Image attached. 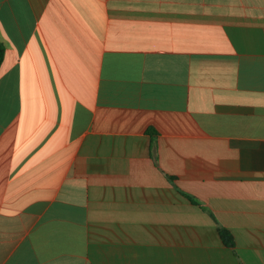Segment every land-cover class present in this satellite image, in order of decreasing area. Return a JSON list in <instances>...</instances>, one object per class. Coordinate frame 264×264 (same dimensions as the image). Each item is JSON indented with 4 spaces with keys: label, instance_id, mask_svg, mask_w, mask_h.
I'll return each mask as SVG.
<instances>
[{
    "label": "crops",
    "instance_id": "crops-1",
    "mask_svg": "<svg viewBox=\"0 0 264 264\" xmlns=\"http://www.w3.org/2000/svg\"><path fill=\"white\" fill-rule=\"evenodd\" d=\"M0 48V264H264V0H0Z\"/></svg>",
    "mask_w": 264,
    "mask_h": 264
},
{
    "label": "trees",
    "instance_id": "trees-1",
    "mask_svg": "<svg viewBox=\"0 0 264 264\" xmlns=\"http://www.w3.org/2000/svg\"><path fill=\"white\" fill-rule=\"evenodd\" d=\"M2 58H3V51L2 49L0 48V64H1V61H2ZM189 199L197 204L195 202V200H193L191 197H189ZM219 234L221 236V239L223 241V243L230 247V248H235V242H234V238H233V235L231 234V232L229 230H227L226 228H222V227H219Z\"/></svg>",
    "mask_w": 264,
    "mask_h": 264
}]
</instances>
